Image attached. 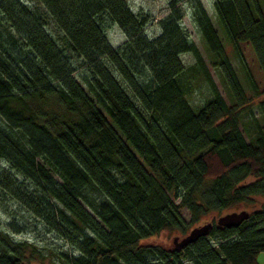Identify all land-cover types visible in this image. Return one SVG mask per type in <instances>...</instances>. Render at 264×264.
<instances>
[{
  "label": "trees",
  "instance_id": "1",
  "mask_svg": "<svg viewBox=\"0 0 264 264\" xmlns=\"http://www.w3.org/2000/svg\"><path fill=\"white\" fill-rule=\"evenodd\" d=\"M0 0V185L63 234L72 264H260L264 253V96L240 45H250L264 76V0H214L227 46L199 0L196 17L221 94L173 11L162 35L125 0ZM53 23L61 46L48 31ZM127 37L108 42L107 26ZM190 54L210 97L198 109L181 56ZM83 60L76 80L72 57ZM145 78V79H144ZM249 94V95H248ZM264 99V98H263ZM261 120L250 142L243 118ZM190 214V221L182 211ZM248 211L240 228L217 217ZM211 221L208 236L175 251L165 240ZM32 244L0 225V264H45Z\"/></svg>",
  "mask_w": 264,
  "mask_h": 264
},
{
  "label": "rangeland",
  "instance_id": "2",
  "mask_svg": "<svg viewBox=\"0 0 264 264\" xmlns=\"http://www.w3.org/2000/svg\"><path fill=\"white\" fill-rule=\"evenodd\" d=\"M22 4L30 6L31 8L38 10L41 13L45 12L43 6L38 0H21ZM131 11L145 19L148 24L144 28L145 35L151 39L158 38L162 35L161 22L166 19L174 10L178 11L182 19V27L186 30L191 41L196 45V48L201 52L207 68L211 76L213 77L218 89L220 90L226 101L230 102V96L228 93V88L226 87L222 74L218 68L212 66V61L210 58V53L208 47L201 32L195 10V2L193 0H125ZM203 9L205 10L207 16L212 20L213 25L219 32L220 38L225 42L227 46L228 57L232 62V67H234L238 73L243 85L248 90V86L245 78L243 77V72L240 64L236 57L232 53V49L225 40L224 33L217 21L214 8V0H199ZM45 14V13H44ZM117 25L110 24L107 26V38L111 46L115 49L120 48L126 43V35L119 30ZM49 34H51L58 42L61 41V34L59 30L55 27L53 23L48 25ZM59 44L63 46V44ZM242 47L245 61L247 66L252 73L260 91L264 90V76L255 56V53L250 45H240ZM184 69L186 70V80L191 83L190 94L188 95V101L194 107L198 109L203 106L207 99L210 97V91L207 83L202 77H198L196 72V61L195 58L190 54H185L181 56ZM73 64L76 67V72L73 74L76 80L82 87L87 90L86 85L82 81L86 69L82 59L76 56L72 57ZM145 79V78H144ZM249 95V94H248ZM264 96L255 97V103L263 101ZM261 111L254 107L253 111L249 116L243 118L242 121V131L246 137L247 142L251 141V138L256 130V123L261 120ZM0 167L4 168V164L0 160ZM233 212H228L225 214H230ZM222 214L221 216L225 215ZM234 214V213H233ZM182 217L187 221H190V214L184 210L182 211ZM219 216V217H221ZM217 217V219L219 218ZM211 222V221H208ZM207 223V222H206ZM0 225L3 227L7 233L11 235L13 239L19 242H27L35 246L43 256L47 257V262L45 264H72V261L79 256L76 248L66 241L63 234L57 232L52 226L47 224L43 218H39L33 213H31L27 208L21 205L19 202L15 201L10 197L5 190L0 185ZM184 236H174L170 239L165 240V244L172 245L174 238H182Z\"/></svg>",
  "mask_w": 264,
  "mask_h": 264
},
{
  "label": "water",
  "instance_id": "3",
  "mask_svg": "<svg viewBox=\"0 0 264 264\" xmlns=\"http://www.w3.org/2000/svg\"><path fill=\"white\" fill-rule=\"evenodd\" d=\"M248 211L234 212L219 217L216 221L217 226L227 229L240 228L250 218ZM213 224L207 222L205 224L192 228V230L182 238H174L172 246L175 251H183L189 245L196 243L199 239L209 235Z\"/></svg>",
  "mask_w": 264,
  "mask_h": 264
},
{
  "label": "crops",
  "instance_id": "4",
  "mask_svg": "<svg viewBox=\"0 0 264 264\" xmlns=\"http://www.w3.org/2000/svg\"><path fill=\"white\" fill-rule=\"evenodd\" d=\"M258 260L260 264H264V253H261L260 255H258Z\"/></svg>",
  "mask_w": 264,
  "mask_h": 264
}]
</instances>
